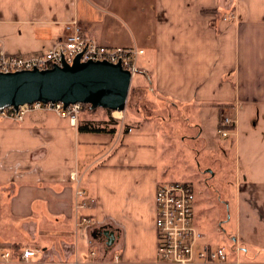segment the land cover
<instances>
[{"label":"crops","instance_id":"0c3cea01","mask_svg":"<svg viewBox=\"0 0 264 264\" xmlns=\"http://www.w3.org/2000/svg\"><path fill=\"white\" fill-rule=\"evenodd\" d=\"M74 19L101 45L144 51L132 88L147 90L151 115L128 109L112 122L83 112L76 126L52 112L1 119L0 264H164L155 197L167 183L169 126L180 120L197 129L193 139L216 123L218 149L237 146L227 246L241 251L204 243L230 250L231 264H264V0H0L1 47L41 55ZM223 115L236 122L228 138L218 134ZM90 124L105 131L81 130ZM73 171L86 194L78 210ZM103 227L115 235L110 246L96 235ZM26 249L37 255L23 263Z\"/></svg>","mask_w":264,"mask_h":264},{"label":"built area","instance_id":"2783aa9c","mask_svg":"<svg viewBox=\"0 0 264 264\" xmlns=\"http://www.w3.org/2000/svg\"><path fill=\"white\" fill-rule=\"evenodd\" d=\"M143 50L123 47L110 48L98 44L86 37L82 31L81 23L74 19L65 23V31L57 43L47 52L26 57L22 55L7 54L1 47L0 40V72L12 74L23 71L50 70L55 66L63 67L64 63L72 65L77 59L81 63L107 62L113 65H121L131 73L132 78L137 74V61ZM83 104L65 106L63 103L35 102L15 109L8 107L0 110V120H12L22 122L25 116L32 112H52L59 117L69 118L73 125L77 124V116L82 110ZM235 120L224 117L218 134L223 138L231 135L235 127ZM71 180L77 184L76 196L82 200L78 209L85 208L87 203L85 192L80 190L81 179L76 171L70 175ZM95 203V200L90 202ZM155 228L158 232L157 255L164 264H226L229 259V251L226 247H216L205 244L204 234L198 229L195 221V194L191 184L182 182H168L158 187L155 197ZM79 226L91 225V221L79 216ZM234 247V248H233ZM236 252L241 251L238 245H233ZM34 250L26 249L21 255V261L28 263L36 257ZM92 256L96 254L91 253ZM6 260L10 258V252L3 255ZM116 260L120 261L118 257ZM117 261V262H118ZM237 264H249L238 262Z\"/></svg>","mask_w":264,"mask_h":264},{"label":"rangeland","instance_id":"374dc122","mask_svg":"<svg viewBox=\"0 0 264 264\" xmlns=\"http://www.w3.org/2000/svg\"><path fill=\"white\" fill-rule=\"evenodd\" d=\"M82 31L84 33L83 29ZM90 39L94 40L93 38ZM97 43L100 44L99 42ZM136 75L132 78L133 83L131 84V89L133 85L138 86L140 84V75L135 78ZM135 90L136 93H134L131 101L132 106L129 108L127 103L126 110L129 109V111L134 112V110L136 111V109L141 108L146 113V116L151 115L149 111L151 103L147 101L149 100L147 90L145 88H136ZM126 110L124 112H108L104 109L90 110L89 107L86 109L83 106L77 116V122L83 112L95 113L98 111L105 114L108 113L110 115L108 117L109 121L112 120L113 122L114 118L122 121L125 117ZM224 117L229 116L223 115L221 122ZM99 118H102V116L100 115ZM105 118L103 116V119ZM190 123L194 124L195 121L192 120ZM206 125L209 127L205 135H209V137L202 138V136V139H193L197 136L198 131L192 128L191 124H188L185 120L177 121L176 124L169 126L172 138L170 140L171 149L169 150L171 152V159L166 169L167 176L164 179L167 183L169 181H176L192 185L196 201V225L204 234L205 240L207 239L209 243L228 247L229 236L233 232L232 227L234 226L233 212L236 196V181L239 176L238 154L236 153L237 146L234 144L230 150L225 152L220 151L218 149V135L215 134L212 136L211 134L213 129L215 131L217 130L216 123ZM227 202L229 203L228 205ZM232 244L233 242H231L229 247H232ZM9 252L11 257V251ZM232 255L229 251V259L226 264L233 262L234 258L231 257Z\"/></svg>","mask_w":264,"mask_h":264},{"label":"water","instance_id":"95a60500","mask_svg":"<svg viewBox=\"0 0 264 264\" xmlns=\"http://www.w3.org/2000/svg\"><path fill=\"white\" fill-rule=\"evenodd\" d=\"M132 76L121 65L107 62L55 66L50 70L23 71L12 74L0 72V110L17 109L35 102L87 105L90 110L104 109L124 112L131 91ZM100 231V232H99ZM98 236H106L108 246L116 239L103 227Z\"/></svg>","mask_w":264,"mask_h":264},{"label":"trees","instance_id":"16d2710c","mask_svg":"<svg viewBox=\"0 0 264 264\" xmlns=\"http://www.w3.org/2000/svg\"><path fill=\"white\" fill-rule=\"evenodd\" d=\"M134 93H136V90L134 88L131 89V92H130V95H129V101H128V107L130 108L132 106V97L134 96ZM84 107L87 109L88 106L87 105H84ZM108 112H112V111H109L107 110ZM81 130L83 131H89V132H93V133H101L103 131H105V128H103V126H99V125H93V124H90V125H86L84 127H81Z\"/></svg>","mask_w":264,"mask_h":264},{"label":"flooded vegetation","instance_id":"af4514ba","mask_svg":"<svg viewBox=\"0 0 264 264\" xmlns=\"http://www.w3.org/2000/svg\"><path fill=\"white\" fill-rule=\"evenodd\" d=\"M98 231H99V230H98ZM98 231H97V232H98ZM99 232H100V231H99ZM99 232H98V233H99ZM96 235H97V233H96Z\"/></svg>","mask_w":264,"mask_h":264}]
</instances>
